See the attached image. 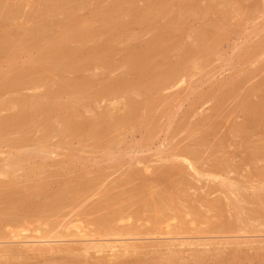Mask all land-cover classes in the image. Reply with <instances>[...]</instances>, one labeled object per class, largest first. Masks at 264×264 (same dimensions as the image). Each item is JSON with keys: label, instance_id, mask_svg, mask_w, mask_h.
Returning <instances> with one entry per match:
<instances>
[{"label": "rangeland", "instance_id": "rangeland-1", "mask_svg": "<svg viewBox=\"0 0 264 264\" xmlns=\"http://www.w3.org/2000/svg\"><path fill=\"white\" fill-rule=\"evenodd\" d=\"M0 41V264H264V0H0Z\"/></svg>", "mask_w": 264, "mask_h": 264}, {"label": "bare ground", "instance_id": "bare-ground-1", "mask_svg": "<svg viewBox=\"0 0 264 264\" xmlns=\"http://www.w3.org/2000/svg\"><path fill=\"white\" fill-rule=\"evenodd\" d=\"M258 2H259V1H258ZM131 5H132V4H131ZM131 8H132V7H131ZM133 8H134V7H133ZM133 8H132V9H133ZM134 9H135V8H134ZM127 10H128V9H127ZM165 11H166V10H165ZM126 12H127V11H126ZM72 19H73V17H72ZM208 29H209V28H208ZM14 31H15V30H14ZM17 31H18V30H17ZM31 31H32V30H31ZM25 32H26V31H25ZM34 32H36V31H34ZM90 32H91V31H90ZM39 33H40V32H39ZM88 33H89V32L87 31V34H84V35H85V36H86V35L89 36ZM208 33H209V32H208ZM24 34H25V33H24ZM26 34H27V33H26ZM28 34H29V33H28ZM90 34H91V33H90ZM201 34L203 35V33H201ZM204 34H205V33H204ZM8 36H9V35H8ZM30 36H31V35H30ZM205 36H206V34H205ZM9 37L11 38V35H10ZM25 37H26V36H25ZM39 37H40V36H39ZM41 37H42V36H41ZM4 38H5V37H4ZM4 38H3V39H4ZM36 38H37V37H36ZM202 38H204V36H202ZM5 39H6V38H5ZM8 39H9V38H8ZM8 39H6V40H4V41H7V42L10 43V41H8ZM28 39H29V38H28ZM37 39H38V38H37ZM37 39H36V40H37ZM39 39H40V38H39ZM39 39H38V40H39ZM45 39H46V38H45ZM9 40H10V39H9ZM26 40H27V39H26ZM29 40H30V39H29ZM32 40H33V39H32ZM41 40H44V38L42 37L39 41H41ZM39 41H38V43H39ZM46 41H48V38H47V40H45V42H46ZM157 41H158V40H157ZM0 42H1V41H0ZM2 42H3V41H2ZM7 42H5L6 44H5V43H3V44L6 46V45L9 44V43H7ZM11 42H12V41H11ZM35 43H36V42H35ZM176 43H177V42H176ZM176 43H175V45H176ZM13 44H14V43H13ZM13 44H12V45H13ZM39 44H40V43H39ZM42 44H43V43H42ZM44 44H45V43H44ZM158 45H159V44H158ZM2 46H3V45L1 44V47H2ZM8 46H11V43H10ZM8 46H7V48H5L4 46H3V47H4L5 49H8V48H9ZM13 46H14V45H13ZM89 47H90V46H89ZM97 48H98V47H97ZM97 48H96V49H97ZM5 49H4V50H5ZM54 49H55V50H54ZM54 49H53V50H54L53 52H54L56 55L61 53V55L64 56L65 53H66V52L63 53V51L61 50V49H62L61 47L58 48V50H56V48H54ZM63 50H64V49H63ZM65 50H66V49H65ZM97 50H98V49H97ZM164 50H165V49H164ZM55 51H57V52H55ZM58 51H59L60 53H59ZM67 51H68V50H67ZM94 51H95V50H94ZM98 51H99V50H98ZM162 51H163V50H162ZM70 52H71V51H70ZM70 52H69V53L67 52L66 54L69 55V54L72 53V52H71V53H70ZM76 52H77V51H76ZM80 52H81V50H80ZM91 52H92V51H91ZM0 53H1V52H0ZM62 53H63L64 55H63ZM73 53H74V52H73ZM152 53H153V52H152ZM164 53L166 54V52H164ZM1 54H2V53H1ZM3 54H4V53H3ZM3 54H2V55H3ZM56 55H55L54 57H56ZM138 55H139V54H138ZM140 55H141V54H140ZM140 55H139V56H140ZM57 56H60V55H57ZM136 56H137V55H136ZM137 57H138V56H137ZM56 58H57V57H56ZM63 58H64V57H63ZM107 58H108V57H107ZM54 59H55V58H54ZM52 60H53V59H52ZM102 60H103V59H102ZM107 60H108V59H107ZM131 60H132V61H135V60H136V62H137V64H136V62H135L136 65L139 64L141 67H144V66L141 65V64H142L141 61H138V60H140V58H138V60H137V59H135V60H134V59H131ZM49 61H51V59H50ZM49 61H48V62H49ZM53 61H54V60H53ZM63 61H64V60H63ZM87 61H88V60H87ZM129 62H131V61H129ZM138 62H139V63H138ZM49 63H50V62H49ZM133 63H134V62H133ZM50 64H51V63H50ZM66 64H67V63H66ZM127 64H128V63H127ZM160 64H161V62H160ZM175 64H176V63H175ZM48 65H49V64H48ZM129 65H131V64L129 63ZM173 65H174V64H173ZM176 65H177V64H176ZM140 66H139V67H140ZM155 66H156V65H155ZM174 66H175V65H174ZM176 67H177V66H176ZM178 67H179V66H178ZM146 68H148V67H146ZM151 68H152V67H151ZM144 69H145V68H144ZM172 69H173V68H171V71H172ZM147 70H148V69H147ZM173 70H174V69H173ZM79 71H80V70H79ZM171 71H170V72H171ZM165 72H166V71H165ZM7 73H8V72H7ZM1 74H2V73H1ZM168 74H169V73H168ZM157 75H158V73H157ZM161 75H162V74H161ZM177 75H179V74H177ZM175 76H176L175 73H171V74L168 75V77H167L166 79H169V81H170L171 79L175 78ZM8 77H9V76H8ZM11 77H14V76H11ZM18 77H20V76H18ZM161 77H162V76H161ZM16 78H17V77H16ZM9 80H10V78H9ZM166 81H167V80H166ZM153 82H154V81H153ZM155 82H156V80H155ZM160 82H161V81H160ZM163 82H164V81H163ZM75 83H76V82H75ZM143 83H144V82H143ZM143 83H142V85H143ZM145 83H146V82H145ZM145 83H144V84H145ZM71 84H72V86H73V83H71ZM71 84H70V86H71ZM168 84H169V83H168ZM145 85H146V84H145ZM76 86H78V85H77V84L74 85L73 88H77ZM143 86H144V85H143ZM149 86H150V85H149ZM165 86H166V85H165ZM155 87H157V86H155ZM71 90H72V89H71ZM80 91H81V90H80ZM78 93H79V92H78ZM262 101H263V100H262ZM132 102H133V101H132ZM134 102H135V101H134ZM135 104H136V102H135ZM138 104H139V103H138ZM41 105H42V104H40L39 106L42 108V110L45 111V108L43 109L44 106H41ZM44 105H45V104H44ZM249 105H250V103H249ZM249 105H248V106H249ZM39 106H38V107H39ZM135 106H137V105H135ZM248 106H246V107H248ZM251 106H252V105H251ZM38 107H37V108H38ZM131 107L133 108V106H131ZM263 107H264V106H263ZM35 108H36V107H35ZM41 108L36 109V110H37V111H35V112H37V113H35L36 115L38 114V112H39V113L41 112V110H40ZM56 109H57V108H56ZM58 109H59V108H58ZM130 109H131V108H130ZM135 109H136V108H135ZM245 109H246V108H245ZM132 110H133V109H132ZM22 111H23V109H22ZM26 111H27V112H26ZM28 111H29V110H25V109H24V112H21V111H20L19 114L16 113V114H14L13 116H11V118L8 117L9 119H7V120H5V121L3 120L4 118H3L2 120H0V132H3V131L7 128V126H8V129H7V130H9V126H14V127H15V125H18V124L20 125V124L23 123L25 120H27V118L29 119V116H31L32 114L28 116V114H27V113H29ZM33 111H34V110H33ZM253 112H254V111H253ZM41 113H43V112H41ZM134 113H135V112H134ZM247 113H249V109H248V112H247ZM33 115H34V114H33ZM36 115H35V116H36ZM126 115H127V114H126ZM131 116H132V115H131ZM249 117H250V115H249ZM254 117H256V116H254ZM35 118H36V117H34V119H35ZM68 118H69V117H68ZM129 118H130V117H129ZM250 118H251V117H250ZM260 118H263V117H260ZM0 119H1V118H0ZM250 120H251V119H250ZM30 121H32V120L29 119L28 122H30ZM65 121H66V120H65ZM122 121H123V120H122ZM33 122H34V120H33ZM66 122H67V121H66ZM125 122H126V121H125ZM30 124H31V122H30ZM118 124H119V123H118ZM116 125H117V123H116ZM16 127H17V126H16ZM88 130H89V129H88ZM6 132H7V131H6ZM78 132H79V131H78ZM4 134H5V133H4ZM1 138H2V137H1ZM7 196H9V195H7ZM224 218H225V217H224ZM229 222H230V221H229ZM226 223L228 224V222H226ZM235 224H236V222H235ZM236 225H237V224H236ZM226 228H227V227H226ZM17 234H18V233H17ZM30 238H31V237H30ZM18 239H19V238H18ZM21 240H22V239H21ZM29 242H30V241H29ZM38 243H39V242H38ZM108 245H109V244H108ZM116 246H117V245H116ZM116 246H115V245H113V246L111 245L110 247H107V248H109V249L111 248V249L113 250V252H114V251H116V249L118 248V246H121V245H118L117 247H116ZM123 246H124V245H123ZM123 246H121V247H123ZM129 246H130V245H129ZM121 247H120V248H121ZM132 247H133V246H132ZM100 248L103 249L104 246H103V247H100ZM126 248H129V247H126ZM45 249H46V248H45ZM32 250H33V249H32Z\"/></svg>", "mask_w": 264, "mask_h": 264}]
</instances>
